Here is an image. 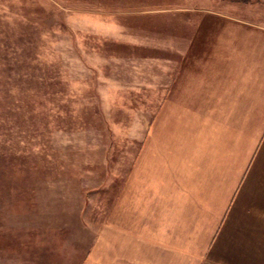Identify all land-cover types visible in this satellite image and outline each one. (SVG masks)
<instances>
[{
    "label": "rangeland",
    "instance_id": "obj_1",
    "mask_svg": "<svg viewBox=\"0 0 264 264\" xmlns=\"http://www.w3.org/2000/svg\"><path fill=\"white\" fill-rule=\"evenodd\" d=\"M234 3L264 12V0H0V264H88L94 246L102 264L104 214L149 151L169 34L184 12Z\"/></svg>",
    "mask_w": 264,
    "mask_h": 264
},
{
    "label": "crops",
    "instance_id": "obj_2",
    "mask_svg": "<svg viewBox=\"0 0 264 264\" xmlns=\"http://www.w3.org/2000/svg\"><path fill=\"white\" fill-rule=\"evenodd\" d=\"M182 16L152 81L148 154L104 214L102 264H264V12Z\"/></svg>",
    "mask_w": 264,
    "mask_h": 264
},
{
    "label": "trees",
    "instance_id": "obj_3",
    "mask_svg": "<svg viewBox=\"0 0 264 264\" xmlns=\"http://www.w3.org/2000/svg\"><path fill=\"white\" fill-rule=\"evenodd\" d=\"M31 139L32 140L36 139V135L31 136Z\"/></svg>",
    "mask_w": 264,
    "mask_h": 264
}]
</instances>
